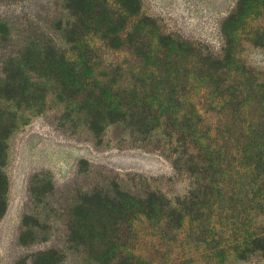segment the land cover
<instances>
[{"label": "trees", "instance_id": "obj_1", "mask_svg": "<svg viewBox=\"0 0 264 264\" xmlns=\"http://www.w3.org/2000/svg\"><path fill=\"white\" fill-rule=\"evenodd\" d=\"M60 9L55 26L63 43H29L11 57L0 96L31 108L46 101L51 86L66 103L64 113L77 116L94 138L109 129L119 139L137 136L190 179L188 191L173 200L121 180L90 196L77 231L90 261L149 264L132 243L138 224L152 221L189 244L215 243L217 258L228 250L264 263V71L238 63L240 36L264 19V0L236 1L221 23L218 56L160 34L154 20L140 16V0H63ZM9 35L1 21L0 37ZM252 38L258 44L257 33ZM102 49L118 57L109 60ZM2 113L0 217L4 140L17 121L1 132Z\"/></svg>", "mask_w": 264, "mask_h": 264}, {"label": "rangeland", "instance_id": "obj_2", "mask_svg": "<svg viewBox=\"0 0 264 264\" xmlns=\"http://www.w3.org/2000/svg\"><path fill=\"white\" fill-rule=\"evenodd\" d=\"M62 1L0 0V22L7 23L10 33L6 40L0 37V78L9 72V59L29 43H63L55 26ZM236 1L140 0V16L154 20L160 34L179 36L218 56L224 47L221 23ZM250 26L252 34L250 30L240 36L238 63L264 71V19ZM256 33L259 42L252 44ZM101 52L109 53V60L118 57ZM49 90L46 101L31 108L0 96L1 132L17 119L4 140L1 171L7 190L0 217V264H94L90 249L77 239L81 211L90 196L119 180L130 188L151 186L171 200L190 187L189 178L177 176L170 163L143 147L137 136L119 139L109 129L94 138L77 116L64 113L66 103L51 86ZM137 227L132 245L149 264H264L257 258L240 260L228 250L217 258L215 243L189 244L186 237L173 238L167 227L152 221ZM194 227L185 233L189 236Z\"/></svg>", "mask_w": 264, "mask_h": 264}]
</instances>
